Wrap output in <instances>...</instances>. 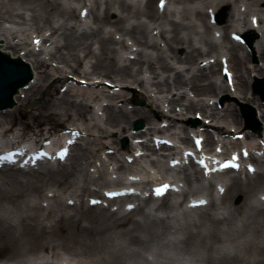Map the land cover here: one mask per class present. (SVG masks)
Wrapping results in <instances>:
<instances>
[{"label":"bare ground","instance_id":"bare-ground-1","mask_svg":"<svg viewBox=\"0 0 264 264\" xmlns=\"http://www.w3.org/2000/svg\"><path fill=\"white\" fill-rule=\"evenodd\" d=\"M136 1L131 5L126 0H104L103 3L92 0L93 6L86 16L91 19L89 23L77 14V8L81 12L87 8L86 0H0V49L13 57H20L18 53L25 51L24 58L36 75L35 82L18 93L19 107L5 113L0 111V128L6 132L4 122L13 124L17 113L23 114L21 107L35 93L43 95L44 83L53 79L54 89L47 91L44 102L31 110V121L34 124L39 120L63 121L67 123L63 130L69 131V136L72 132L81 134L71 149L73 159L69 165L42 166L36 170L14 166L0 170V258L5 259L0 264H55L62 255L89 259L84 264H141L143 255L162 257L166 249L168 264H264V201L256 199L259 193L264 197V171L256 172L253 177L246 171L247 180L235 175L229 183L222 177L231 171L214 177L225 184V191L220 203L210 200L204 208L184 207L191 202L188 198L198 191L192 186L193 179H205L203 170L192 161V173H187L186 167H177L183 174L180 182L187 187L180 194L184 196L183 203L176 194L167 195L155 212H149L144 210L145 201H140L137 194L110 201L115 204L126 201L115 210L89 204L91 198L100 199V191L106 188L120 187L132 180L141 191H146L149 185L160 180L158 173L139 165L143 156L135 155L138 147L156 154L153 140L132 146L131 153H121L118 157L117 151L102 157L107 149H114L116 134L120 137L129 134L136 119L147 122L148 127L146 131L131 133L132 139L153 134L172 137L170 127L178 125L177 129L184 133L181 138L184 146L191 145L190 130L196 133L195 129L204 127L205 131L197 133L205 136V148L209 151H215L221 143L225 145V139L216 140L208 130H213L218 138L227 135L233 149L257 138V147L247 146L251 151L249 160L255 166L262 165L255 154L264 153V134L260 138L247 130L237 109L238 102L218 110L207 101L221 94L238 97L241 103L256 106L264 122V105L251 88L254 76L263 77L264 69L254 74L257 67L250 66L245 47L229 38L232 33L262 32L256 51L264 60V0H168L179 5L169 13H160L158 7L154 8V0H146L142 9L138 6L141 0ZM242 6H245L244 12ZM222 10H228L225 25H212L211 14ZM110 13L117 14L114 21L108 18ZM140 17L147 18L152 25L137 22ZM254 17L258 19L257 28L253 25ZM217 29L221 31L220 42L213 36ZM155 30L160 40L152 38ZM125 38L133 41V45L128 46ZM35 39H41L39 50L34 45ZM178 48L184 50L182 58L175 55ZM131 55L135 58L131 59ZM222 56L228 58L234 74V94L222 79L219 61ZM212 58L215 63L202 66ZM179 64L182 69L177 67ZM72 75L102 88L83 89L79 82L73 81ZM100 78L115 86H140L151 102L158 101L156 109L127 110L118 106V102L128 101L127 95H105L111 88L102 79L96 80ZM66 85L68 89L60 94ZM104 98L109 99L106 106L99 108L105 116L101 125L91 103ZM164 103L171 108L168 114L162 111ZM177 106L182 107L179 113L175 110ZM195 111L210 119V126L203 123L191 129L193 121L189 114ZM75 118L84 123L77 124ZM163 121L170 122L168 129L159 127ZM29 126L28 122L21 124L19 132L24 133ZM232 127H236L234 131ZM238 134H244V140H233ZM37 138L34 135L30 140L43 144L50 137ZM51 138L60 141L58 135ZM162 148L167 152L164 170L172 171L169 163L177 159V153L174 148ZM131 158L133 162L129 164ZM151 164L156 166L157 162ZM133 165L140 168L136 169L138 172L132 171ZM160 165L157 167L161 168ZM112 174H118L116 183H111ZM81 177L86 179L79 195L70 190ZM89 182L95 186L93 191ZM48 192L54 196L50 197ZM57 192H67L69 198ZM84 194L89 197L87 204L82 201ZM235 196L242 198L238 206L232 202ZM74 199L73 206L66 203ZM150 199L159 201L152 196ZM138 200L132 211H126L127 204ZM154 245L159 247L153 249ZM39 251L45 255L41 256ZM145 261V264H161L147 258Z\"/></svg>","mask_w":264,"mask_h":264},{"label":"rangeland","instance_id":"rangeland-1","mask_svg":"<svg viewBox=\"0 0 264 264\" xmlns=\"http://www.w3.org/2000/svg\"><path fill=\"white\" fill-rule=\"evenodd\" d=\"M129 4H131V5H134L137 1L136 0H126ZM145 1L146 0H142V2L138 5L141 9L144 7V5H145ZM99 2L100 3H103L104 2V0H99ZM153 6H154V8H156L157 7V0H154V3H153ZM179 5H177V4H175V3H173V4H170V6L169 7H167V9H166V12L167 13H169V12H171V10H173L174 8H176V7H178ZM78 10V9H77ZM100 10H101V12L104 10V6L103 5H101L100 6ZM79 11V10H78ZM78 11H77V14H78ZM225 12H226V19H227V13H228V10H224ZM193 17V20L195 21V15H193L192 16ZM108 18L110 19V21H114L116 18H117V14H115V13H110L109 15H108ZM175 18V17H174ZM226 19H225V21L221 24V25H224L225 24V22H226ZM137 22H140V23H144V24H151L152 25V22H148V19L147 18H144V17H140L138 20H137ZM197 24L199 25L200 23L197 21ZM200 28H199V30L200 31H203V28H201V26H199ZM108 28V27H107ZM155 33H156V31H154L153 32V36L155 35ZM250 35H252L254 38H255V41H254V43H253V45H252V47L250 48V47H247V51H248V53H249V61H250V64L252 65V66H256V67H258V68H264V60L262 61V59L259 57V54L257 53V51H256V46H257V41L261 38V32H254V33H252V34H250ZM118 37H119V35H117ZM155 37V36H154ZM158 37V36H157ZM126 39V44L129 46V45H131L132 46V44H133V41H131V40H128V38H125ZM29 43H30V39H29V41H28ZM49 45V44H48ZM48 45H46V46H48ZM175 55L176 56H178V57H180V58H182L183 57V55H184V50H183V48H178L177 50H176V52H175ZM56 65V64H55ZM179 66H181L182 67V65L181 64H179V65H177V67H179ZM32 68V67H31ZM257 72V71H256ZM33 76H34V80H35V74H33ZM72 77V79H73V81L74 82H79L80 84H82V86H80V87H82L83 89H100V88H102L101 86H99V87H97V86H92L90 83V81H88V80H86V79H78V77H76V76H71ZM93 78H95V76H93ZM77 79V80H76ZM102 78H100V79H96V80H101ZM83 80V83H81V81ZM104 82H106L107 80L106 79H102ZM103 82V83H104ZM108 83H111L110 81H107ZM112 84V83H111ZM114 84V83H113ZM54 85H55V83L53 82V79L52 80H48L47 82H45L44 83V94L43 95H39V94H37V93H35L33 96H32V98L28 101V102H26L25 104H24V106L23 107H21V111H22V115H20L19 113H17V116H16V121L13 123V124H10L9 122H4V125H3V128H8V129H11V132L12 133H14V134H17L18 132H19V130H20V128H21V124H23V123H25V122H28L29 123V128L26 130L27 132H28V134H29V136H31L32 134H36L37 135V133L38 132H40V133H42V134H44V133H46L48 130L49 131H54V130H61V128H63L67 123H65V122H63V121H47V120H39L36 124H34V122H32L31 121V119H30V112H31V110H34V109H36L38 106H40L43 102H44V100L46 99V97H47V91L48 92H50V91H52L53 89H54ZM74 86H76V87H79V85H76L75 83H74ZM111 86V85H110ZM136 86V85H135ZM108 88H110V87H108ZM117 89H115V90H112V91H114L116 94H124V95H127V99H128V101H126V102H124V101H120V102H118L117 104H118V106H121V107H126V109L127 110H132V109H144V110H149V108H153V109H156V105L158 104V101L157 102H151V99L149 98V96H147V94H145V92L141 89V87H139V86H136V87H127V86H124V87H116ZM66 89H68V86H66L65 88H63L62 89V92H60V94H63L64 93V91L66 90ZM111 90H110V92H104L105 93V95H111L112 96V94H111V92H112ZM46 93V94H45ZM192 97H194V94H192V93H190V92H188ZM16 98H19V95H16V97H15V100H16ZM205 98V97H204ZM39 100V103H37V104H33V102H34V100ZM108 99L109 98H104L103 100H101L100 102H97V101H94V102H92L91 103V107H92V112H94L95 114H96V117H97V121L101 124V125H103L104 124V122H105V116H104V114H103V111H101L100 109H99V107L100 106H105L106 104H107V102H108ZM114 99V98H113ZM206 99V98H205ZM214 101V100H213ZM215 101L216 102H214V103H216L215 105H216V107L218 108V109H224L228 104H234V105H236L237 104V102H238V104H239V99H238V97H235V96H228L227 97V95L226 94H222L220 97H219V99H215ZM16 102H17V106L15 107V108H17V107H19V99L18 100H16ZM241 103V102H240ZM33 104V105H32ZM115 104H116V102H115ZM32 105V106H31ZM253 107H255V110H256V112H258V109L256 108V106H254V105H252ZM160 108H161V104H160V106H159ZM162 109L164 110V112L165 113H168V111H169V109H170V107L168 108V103H165V107H163V105H162ZM181 109H182V107H179V106H177L176 107V112L177 113H179L180 111H181ZM10 110H14V108L13 109H10ZM162 110V111H163ZM196 112V111H195ZM197 114V113H196ZM240 115V114H239ZM201 116V115H200ZM259 115H257V113H256V118H257V123L261 126V130L263 131L264 130V122L260 119V117H258ZM202 117V116H201ZM189 118L191 119V120H195L196 119V115H194L193 113H191V114H189ZM137 120H140V119H136V120H134L133 121V123H132V132H135L134 131V122L135 121H137ZM204 119H203V117H202V120H200V124H201V121H203ZM74 121L77 123V124H83L84 122H81L80 120H78V118H75L74 119ZM140 121H142V123H143V125H144V127H147L148 125H147V122H145V121H143V120H140ZM207 121H210L209 119H207ZM255 122V121H254ZM50 123H53L52 125L50 124ZM256 123V122H255ZM232 129H235V128H232ZM170 132H172V133H175V130H172V131H170ZM176 132L178 133V131L176 130ZM126 135H123V136H121L120 137V135L119 134H116V138H118V140H117V144L116 145H113V147H114V149H111V150H113V151H115V150H120L119 152L120 153H123V152H126L127 150H128V152L129 151H131V150H129V148L132 146V145H137L136 143H134V141L136 140V138L135 139H132V138H130L129 137V135L130 134H128V133H125ZM184 136V133H180V131H179V133L175 136L176 138H177V140L178 141H181L180 139L182 138ZM12 138V135H10V139ZM115 138V137H114ZM126 140V148L125 149H123L122 148V144H123V142ZM99 144V143H98ZM98 144H96V145H98ZM179 144V143H178ZM93 145H95V144H93ZM95 147H97V146H95ZM99 147V146H98ZM164 152L165 151H159L158 152V154L157 155H153L152 154V152H147V155H146V157L142 160V165L143 166H146L147 168H148V170L152 167V168H154V170H152V171H155L156 170V172H159V174L160 175H164V176H171V174H169L168 172H166L165 170H164V166H166V159H164L163 157H162V155L164 154ZM99 153H100V151H99ZM74 155H75V151H74ZM103 156L105 157V153H103ZM73 159V158H72ZM72 159L68 162V165L72 162ZM153 161H155V162H157V164H156V166H155V164H151ZM159 162V163H158ZM159 164H161L160 165V167L161 168H158L157 166L159 165ZM152 165V166H151ZM188 168H191L190 166L188 167ZM133 170H135V167L133 168ZM262 170H264V167H263V169ZM192 171V170H191ZM177 175H180V174H176V176ZM172 176H174V175H172ZM240 177H241V179L242 180H246V176H241L240 175ZM85 177H81V179L79 180V183H78V185H75L73 188H72V190H78L79 188H80V186L84 183V181H85ZM88 185H90L92 188H94V186H92L91 184H88ZM192 186L194 187V188H197L198 189V191L200 192V193H205V194H208V196L212 193V191L214 192V187H210L208 184L207 185H203L202 183H201V181H200V179H196V178H194L193 179V181H192ZM78 193H81V191H78ZM260 194V193H259ZM257 195V198H259V196L260 195ZM66 196H68V195H66ZM87 198V197H86ZM85 201H86V199H85ZM216 202L217 203H220V200H216ZM233 203H234V205H236V206H238V205H240L241 204V202H242V198L240 197V196H235L234 197V199H233V201H232ZM160 203H161V201H159V202H157V203H153L152 201H149V200H147L146 201V204H147V206L148 207H150V208H157L159 205H160ZM147 207V208H148ZM147 208H145L146 210H147ZM155 247H159V246H153V249H156ZM41 256L42 255H44L45 254V252L44 251H39L38 252ZM162 253H164L163 255H166L165 257L162 255V257H155V259H156V261L155 262H160L161 264H168V250L166 249V250H163L162 251ZM74 260H76V261H79V259H76V258H74ZM3 261H5V259L4 258H0V262H3ZM139 262L141 263V264H145L146 263V261H145V259L143 258V257H141L140 258V260H139ZM56 264H60V263H56Z\"/></svg>","mask_w":264,"mask_h":264},{"label":"water","instance_id":"water-1","mask_svg":"<svg viewBox=\"0 0 264 264\" xmlns=\"http://www.w3.org/2000/svg\"><path fill=\"white\" fill-rule=\"evenodd\" d=\"M31 79V73L23 71L21 66L0 55V109L12 107V97L20 86H24Z\"/></svg>","mask_w":264,"mask_h":264},{"label":"snow or ice","instance_id":"snow-or-ice-1","mask_svg":"<svg viewBox=\"0 0 264 264\" xmlns=\"http://www.w3.org/2000/svg\"><path fill=\"white\" fill-rule=\"evenodd\" d=\"M157 194H162L161 190L158 189L157 190Z\"/></svg>","mask_w":264,"mask_h":264}]
</instances>
